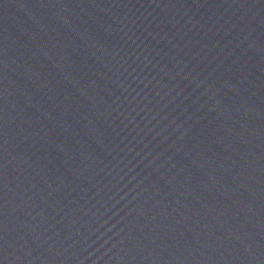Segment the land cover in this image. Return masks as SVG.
<instances>
[{
    "label": "water",
    "instance_id": "95a60500",
    "mask_svg": "<svg viewBox=\"0 0 264 264\" xmlns=\"http://www.w3.org/2000/svg\"><path fill=\"white\" fill-rule=\"evenodd\" d=\"M0 264H264V0H0Z\"/></svg>",
    "mask_w": 264,
    "mask_h": 264
}]
</instances>
